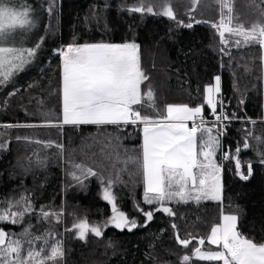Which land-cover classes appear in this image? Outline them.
I'll use <instances>...</instances> for the list:
<instances>
[{"label":"trees","instance_id":"obj_1","mask_svg":"<svg viewBox=\"0 0 264 264\" xmlns=\"http://www.w3.org/2000/svg\"><path fill=\"white\" fill-rule=\"evenodd\" d=\"M43 1L44 26L34 57L18 74L0 83V209L26 197L34 214L26 215L22 225L0 223V227L17 233L19 227L31 224L36 234H40L39 224L43 226L42 234L49 228L48 232H55L64 241L63 264H184V255L190 256L188 264H220L199 261L192 252L197 246L208 248L210 229L221 223L225 214L237 216L238 231L245 237L264 242L261 46L243 42L236 46L234 41L239 38L229 33H225L228 44H221L212 26L220 20L218 0H198L195 5L193 0H144L145 7L153 6L154 12L167 4L175 19L130 11L141 0ZM232 9L235 25L250 27L257 21L264 22V0H232ZM128 42L139 46L140 66L147 77L141 84L142 95L151 89L154 97V107L147 102L143 108L134 106L142 115L159 119L167 115L168 105L186 104L204 105L206 118L211 111L204 104V90L214 84L217 76L221 78L217 109L224 96L232 120L226 142L232 157L240 147V172L248 176L242 179L237 174L235 159L231 158L223 167L221 202L172 201L165 206L174 215L154 211L159 206L144 203L142 169L135 162L142 152V124L62 123L59 50L70 44ZM245 140L247 149L243 147ZM76 164L92 168L97 175L85 178L74 167ZM73 172L82 182L73 178ZM108 179L113 181L111 191L117 207L135 220L137 227L131 231L108 228L100 237L89 233L82 241L76 238L75 230L66 229L81 219L98 224L111 216V205L102 199ZM137 205L153 211L151 221ZM41 209L62 212L61 222L57 223L55 217L42 219ZM177 236L191 240L188 248L178 243ZM200 238H205V245L198 244Z\"/></svg>","mask_w":264,"mask_h":264},{"label":"snow or ice","instance_id":"obj_2","mask_svg":"<svg viewBox=\"0 0 264 264\" xmlns=\"http://www.w3.org/2000/svg\"><path fill=\"white\" fill-rule=\"evenodd\" d=\"M197 2L198 0H193V5ZM218 2L221 5L220 20L218 24L212 26L217 29L221 44H228V40L225 39L227 32L231 36L242 38L234 41L236 46L243 42L245 45L259 44L264 48V22L257 21L250 27H245L243 23L232 26L233 9L230 0ZM224 8L228 10L227 17ZM31 11L27 4L16 6L11 0H0V83L7 81L14 72L22 70L35 55V49L16 46L18 40L14 36L17 29L30 30L34 26L30 18ZM130 11L175 19L172 8L167 4L163 5L160 11L154 12L153 6L145 7L144 0H141L139 6L132 7ZM138 49L136 43L128 42L70 44L66 49L59 50L62 57V123L118 126L142 124V152L135 157V162H138L142 169L144 203L159 206L154 211L174 215L172 209L165 206L166 202L188 203L194 200L199 203L202 199L220 200L221 167L214 159L220 143L217 137L212 135L213 129L205 126L207 122L203 116L204 105L196 107H189L186 104L168 105L167 115L159 119L142 115L134 106L139 105L143 108L147 102L149 107H154V97L151 89L142 95L141 84L147 77L140 66ZM220 90L219 76L215 78L214 86L209 85L204 90L206 93L204 104L215 118L213 126L228 119L222 110L217 113L216 96ZM189 121L192 122L191 127ZM198 133L201 134L199 138ZM59 147L63 148L62 145ZM243 147L245 149L249 147L247 140ZM240 151L238 146L236 157L225 154L222 159L234 158L237 174L242 179H247L248 176L240 172L241 162L238 158ZM128 160L123 163L127 164ZM112 166L115 167V163ZM74 167L80 170L85 178L97 175L92 168L81 164ZM248 173L251 174V164L248 165ZM72 176L81 181V177L75 172ZM101 182L105 183L103 180ZM112 184L113 181L108 179L102 193V199L111 205L112 212L104 227L112 224L116 228H128L131 231L137 227V223L135 220L130 221L117 207L111 191ZM14 208L17 210L14 211ZM137 208L148 221L152 220L153 211H144L139 209L138 205ZM32 214L34 209L30 201L22 197L16 204L9 203L7 208L0 209V223L19 225L24 222L26 215ZM62 215V212L40 210L42 219L55 217L57 223L61 222ZM237 221L235 215H222V223L211 227L210 235L206 238L209 245L216 246V250H202V247L197 246L194 247L192 256L199 261L222 264H264V242L257 243L245 237L238 231ZM31 227L29 224L19 236L0 228V264H63L65 255L63 239H56L55 232H46L43 236L25 239L31 235ZM73 230L76 238L80 240H85L89 233L96 237L102 235L101 226L90 224L86 218L74 223L71 229H66ZM49 238L53 240L51 244ZM177 241L184 248H188L191 243V240L181 239L179 236ZM25 244L28 245L27 248ZM198 244L205 245V238H200ZM182 260L184 264H188L190 256L184 255Z\"/></svg>","mask_w":264,"mask_h":264},{"label":"rangeland","instance_id":"obj_3","mask_svg":"<svg viewBox=\"0 0 264 264\" xmlns=\"http://www.w3.org/2000/svg\"><path fill=\"white\" fill-rule=\"evenodd\" d=\"M11 2H12V4L13 5H16V6H22L23 4H27L28 6H30V8H31V16H30V18L33 20V22H34V26L30 29V30H23V29H17L16 30V32L14 33V36L16 37V39L18 40V43H17V45L16 46H22V47H24V48H31V49H35V52H36V48H37V43H38V36H39V34H40V32H41V30H42V28H43V16H42V14H43V12L45 11V9H46V6L44 5V1L43 0H11ZM230 2H231V6H232V0H230ZM224 14H225V17H227L228 15H229V13H228V10H227V8H224ZM220 14H221V5H220ZM231 15H232V13H231ZM232 26H235V23H233V25ZM246 27V26H245ZM227 33V32H226ZM239 39H240V37H238ZM67 48V47H66ZM65 48V49H66ZM34 57V56H33ZM32 57V58H33ZM31 58V59H32ZM30 59V60H31ZM27 64V63H26ZM25 64V65H26ZM21 71V70H20ZM20 71H17L16 73L18 74V72H20ZM15 72H14V74H16ZM13 74V75H14ZM10 79V78H9ZM8 79V80H9ZM215 85V81H214V84H213V86ZM220 93H221V91H220ZM220 93L219 94H217V96H216V100H218V98H219V95H220ZM220 150H221V143H220ZM215 160H216V158H215ZM216 163H217V161H216ZM219 165H220V167H222L221 166V162L219 161ZM167 203V202H166ZM111 215H112V213H111ZM111 217V216H110ZM110 217L108 218V219H106V221L107 220H109L110 219ZM130 220V219H129ZM106 221H104L103 223H98V224H96L95 223V225H98V226H101V230L102 231H104L105 229H108V228H115V229H119V228H116L114 225H112V224H108L106 227H104V224H105V222ZM131 221V220H130ZM90 223V222H89ZM4 224H7V223H4ZM90 224H92V223H90ZM19 225H22V224H19ZM29 224H27L26 226H24L23 228H21V227H19V229H18V232L17 233H15L16 235H20L22 232H23V230H24V228L25 227H27ZM32 226V225H31ZM33 227L34 226H32L31 227V230H30V232H31V235L29 236V237H26L25 239H31V237H33V236H43L46 232H48L49 231V228H46L45 229V232L42 234V229H43V226H41L40 224H39V229H40V231H39V233L40 234H36V230L35 231H33ZM0 228H3V226L2 227H0ZM237 228H238V221H237ZM126 229H128V228H126ZM6 231V230H5ZM8 231V230H7ZM8 232H10V231H8ZM15 231H13L12 233H14ZM210 235V234H209ZM88 237H89V234H88V236L86 237V239L85 240H82V241H86L87 239H88ZM56 239H59V237H58V235L56 234ZM53 242V240H52V238H49V243L51 244ZM209 245V244H208ZM28 247V245L27 244H25V248H27ZM37 247H39V242H37ZM202 250H216V246H214V245H209L208 246V248H205V249H202Z\"/></svg>","mask_w":264,"mask_h":264},{"label":"built area","instance_id":"obj_4","mask_svg":"<svg viewBox=\"0 0 264 264\" xmlns=\"http://www.w3.org/2000/svg\"><path fill=\"white\" fill-rule=\"evenodd\" d=\"M227 104H228L227 99L224 96H222L220 99V102H219V107L217 109V113L219 114V112L222 110L228 116V113L226 110ZM204 119L207 122L206 125H208V124L213 125V121L215 118H214V116H212V114L210 112L208 117H206ZM197 123H199V120H197ZM231 123H232V120L228 116V119L224 120L222 124H216L215 125L218 128V135H219V140L221 143L220 162H221L222 168L231 160V158L228 160H223L222 157L225 154H228L230 157H232L231 147L226 142V134L228 131V127L230 126ZM188 124H189V127H191L192 122H189Z\"/></svg>","mask_w":264,"mask_h":264},{"label":"crops","instance_id":"obj_5","mask_svg":"<svg viewBox=\"0 0 264 264\" xmlns=\"http://www.w3.org/2000/svg\"><path fill=\"white\" fill-rule=\"evenodd\" d=\"M262 48V47H261ZM262 60H263V96H264V48H262ZM220 89H221V78H220ZM221 91V90H220ZM218 101V100H217ZM63 104V103H62ZM218 105V104H217ZM203 116H204V112H203ZM191 122V121H189ZM188 122V123H189ZM262 123L264 125V102H263V120ZM81 125H94V124H81ZM122 125V124H121ZM69 126H78V125H69ZM206 127H210L212 128V135L216 136L217 139L219 140V135H218V128L217 126H213V125H205ZM264 128V126H263ZM201 134L198 133V138ZM205 138H206V134H205ZM220 143V140H219ZM198 144H199V139H198ZM220 147L216 150V155L214 157V159L216 158L215 161H217V164L219 165V158H220ZM220 177H221V199L220 200H209V199H202L201 201H209V202H218V201H222L223 199V168L221 167V173H220ZM144 200V199H143ZM175 202V201H174ZM221 223H222V218H221ZM220 264H222V262H220Z\"/></svg>","mask_w":264,"mask_h":264}]
</instances>
